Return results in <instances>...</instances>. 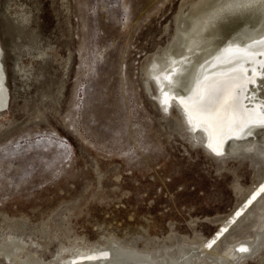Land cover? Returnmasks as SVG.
<instances>
[{"label":"rangeland","instance_id":"1","mask_svg":"<svg viewBox=\"0 0 264 264\" xmlns=\"http://www.w3.org/2000/svg\"><path fill=\"white\" fill-rule=\"evenodd\" d=\"M191 1L3 0V12L22 27L25 70L9 72L14 99L2 121L21 127L0 136V146L29 139L19 166L0 179V221L28 219L36 227L67 204H83L71 221L90 240L104 231L160 241L217 231L215 221L253 184L254 167L236 160L220 170L197 141L172 129L176 110L167 120L146 90L150 59L167 47ZM37 134L63 141L67 155L37 147Z\"/></svg>","mask_w":264,"mask_h":264},{"label":"bare ground","instance_id":"2","mask_svg":"<svg viewBox=\"0 0 264 264\" xmlns=\"http://www.w3.org/2000/svg\"><path fill=\"white\" fill-rule=\"evenodd\" d=\"M209 2L210 0H192L191 4H185L183 10L179 12V17L176 18L174 36H171L169 44L165 49L153 55L149 64L147 63L148 67L145 71L146 90L149 93L154 90L155 100L159 107V90L152 77L167 72L170 60L187 56L192 62L190 74L186 77L184 86L179 90L181 94L186 95L194 86L199 65L203 64L205 60L211 61L212 57L218 53L220 49L219 42L222 37L230 34L229 39L234 44L243 46L251 42L249 37L252 36L254 30H258L255 32V38L264 35V17L248 22L240 21L236 24H231L230 21L223 19H215L209 21L205 28L203 20H207L213 12V9L208 7ZM197 16L201 18L197 31L203 29L202 34L198 37L201 40L198 47L191 45L195 35L192 28L196 24ZM11 17L3 12V0H0V77H2L0 78V87L3 88V100L0 103V131L2 132L0 136L21 127L16 128L17 123L13 120L2 121V118L10 113L12 99H14L12 95L14 89L11 90L10 87L9 72L21 76L25 70L22 62L25 44L22 42L21 34L18 33L21 26H17L16 20H12ZM13 29L18 33L16 34L17 38L13 35ZM189 47L192 48L191 51L188 50ZM46 55L40 54L39 57L44 58ZM177 67L180 71L184 70L183 65H177ZM164 87L169 91H177L167 83ZM29 108L30 104L26 103L23 113L28 112ZM160 109L162 110L161 107ZM172 109L176 110V112L170 110L174 118L173 122L170 120L172 129L182 137H189L188 139H190L192 145L197 141L196 144L201 145L205 153L219 162L220 168H218L220 170L228 169L227 167L231 165L230 161L234 163L236 160H238L237 162L240 161L239 163H242V160H248L255 169L253 184L245 190L240 189L243 194L239 205L232 213L215 221L218 222V230L227 224L234 212L241 208L264 181V130L252 129L253 134L251 137L227 141L222 148L225 155L216 157L204 147L207 140L203 133L188 130L179 106L174 104ZM170 112L167 114L164 112L166 119L168 114H171ZM184 131L185 133H183ZM96 197L97 195L93 194L91 200L93 201ZM67 205L61 210L54 211L49 216V221L44 220L36 227L31 226L28 228L30 225L28 219L15 220L4 217L0 221V243L5 240L9 241L4 247L11 257L10 264H69L71 260L90 254L99 255L104 251L110 253L109 259L91 261L87 264H225V262L234 264L231 257L241 255H243V258L239 260V264H246V261L250 259H254L255 264H259L263 259V254L260 253L264 250V193L254 201L242 216L236 219V224L230 227V231L212 250L205 248L204 244L214 234L209 237L197 234L192 238L188 236L178 237L177 234H172L169 241H160L144 234H139L137 238H135V235L125 238L104 231L103 235H100L97 239L90 240L84 233L74 232L76 225L71 221L73 217L78 219L83 204ZM76 222L74 223L76 224ZM137 240H142V245H139ZM241 243L254 248L255 251L251 255L236 253L234 246ZM113 245L116 247H113ZM5 259L7 260V258Z\"/></svg>","mask_w":264,"mask_h":264},{"label":"snow or ice","instance_id":"3","mask_svg":"<svg viewBox=\"0 0 264 264\" xmlns=\"http://www.w3.org/2000/svg\"><path fill=\"white\" fill-rule=\"evenodd\" d=\"M208 7L212 8L213 12L207 20H203L205 28L209 21L215 19L236 24L264 17V0H210ZM200 23L201 18L197 16L196 24L192 28L195 34L191 41L192 46L198 47L201 43L198 37L203 29L197 31ZM257 31L254 30L249 37L251 42L243 46L234 44L229 39L230 34L222 37L218 53L211 61L205 60L199 65L194 86L186 95L181 94L179 90L184 86V81L191 71L192 62L189 57L181 56L180 59L170 60L167 72L152 77L159 90L158 103L165 114L170 112L174 104L178 105L188 130L203 133L207 140L204 147L216 157L225 155L222 148L227 141L251 137L252 129L264 130V35L255 38ZM188 50L191 51L192 48L189 47ZM177 65H183L184 70L180 71ZM165 83L177 91L167 90L164 87ZM2 100L3 88L0 87V103ZM27 139L29 138L24 136L21 140H8L6 144L0 146V179L5 175V168L11 171V166H19L22 140ZM42 142L60 147L64 155L68 153V147L63 141L57 140L52 134H37L34 143L39 147ZM262 193L264 184H260L246 203L229 218L224 227L214 233L204 247L212 250L230 231V227L236 224V219L241 216L244 209ZM8 243V240L0 243V264H6L5 258L10 264L11 257L4 247ZM234 251L251 255L255 249L241 243L234 246ZM109 258L110 253L104 251L99 255L90 254L71 260L69 264H87ZM242 258L243 255L232 256L231 261L239 264Z\"/></svg>","mask_w":264,"mask_h":264},{"label":"water","instance_id":"4","mask_svg":"<svg viewBox=\"0 0 264 264\" xmlns=\"http://www.w3.org/2000/svg\"><path fill=\"white\" fill-rule=\"evenodd\" d=\"M261 184H264V181H263ZM259 186H260V185H259ZM259 186H258V188H259ZM258 188H257V189H258ZM257 189H256V190H257ZM256 190H255V191H256ZM255 191H254V192H255ZM254 192H253V193H254ZM251 195H252V194H251ZM250 197H251V196H250ZM250 197H249V198H250ZM249 198H248V199H249ZM257 198H258V197H257ZM245 203H246V202H245ZM253 203H254V201H253ZM253 203H252V204H253ZM252 204H251V205H252ZM251 205H249L248 208H249ZM248 208L244 209V211L242 212L241 216L246 212V210H247ZM235 212H236V211H235ZM235 212H234V213H235ZM238 218H239V217H238Z\"/></svg>","mask_w":264,"mask_h":264}]
</instances>
